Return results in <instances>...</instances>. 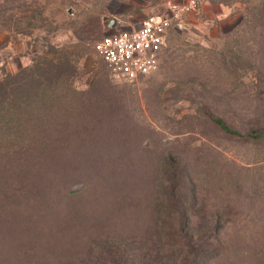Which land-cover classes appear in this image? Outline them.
<instances>
[{"label": "rangeland", "instance_id": "1", "mask_svg": "<svg viewBox=\"0 0 264 264\" xmlns=\"http://www.w3.org/2000/svg\"><path fill=\"white\" fill-rule=\"evenodd\" d=\"M185 1L0 0V77L33 78L0 103V264H93L109 238L154 255L169 155L201 213L246 218L219 229L218 262L261 254L264 137L250 136L264 111V0H196L134 81L93 47Z\"/></svg>", "mask_w": 264, "mask_h": 264}, {"label": "trees", "instance_id": "2", "mask_svg": "<svg viewBox=\"0 0 264 264\" xmlns=\"http://www.w3.org/2000/svg\"><path fill=\"white\" fill-rule=\"evenodd\" d=\"M57 67L62 65L46 66L45 73L42 71L39 77L53 73ZM21 74L22 71L15 74L6 73L0 77V103L4 99L3 92L16 88L18 84H27L33 79L30 78L31 73L27 75L28 77ZM260 117L259 126H262L251 132V136L247 134L245 137H264V111ZM213 120L222 130L230 132L229 126L221 118ZM162 171L165 181L157 187L159 212L157 219L160 229L151 236L154 247L150 252L154 255L149 257L147 250L148 252L141 254L138 260L134 256L138 255L134 253L136 252L134 239L109 238L104 240L97 250L98 255L94 257L93 264H144V258L148 264H173L171 258L174 252L180 255L179 264H224L220 260L218 262L224 248V244L219 240L218 231L229 224L245 221L246 218H237L230 212L216 214L214 217L201 213L203 207L198 203L196 186L189 184L190 178L186 167L171 155ZM256 240L262 244L259 251L261 254L258 257L255 255L253 260L247 256L250 259L242 264H264V235L256 236ZM165 251L167 253L169 251V254H163Z\"/></svg>", "mask_w": 264, "mask_h": 264}, {"label": "built area", "instance_id": "3", "mask_svg": "<svg viewBox=\"0 0 264 264\" xmlns=\"http://www.w3.org/2000/svg\"><path fill=\"white\" fill-rule=\"evenodd\" d=\"M196 5V0L170 2L163 12L147 16L135 27L112 29L96 40L93 47L113 76L137 80L158 68L168 30L180 26L182 15Z\"/></svg>", "mask_w": 264, "mask_h": 264}]
</instances>
